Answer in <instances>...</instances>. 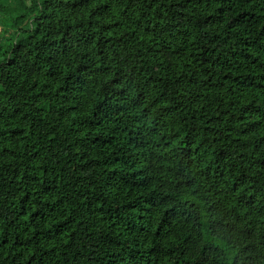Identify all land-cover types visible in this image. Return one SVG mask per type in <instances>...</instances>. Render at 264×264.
I'll return each mask as SVG.
<instances>
[{"label":"trees","instance_id":"1","mask_svg":"<svg viewBox=\"0 0 264 264\" xmlns=\"http://www.w3.org/2000/svg\"><path fill=\"white\" fill-rule=\"evenodd\" d=\"M12 2L0 264H264V0Z\"/></svg>","mask_w":264,"mask_h":264},{"label":"rangeland","instance_id":"2","mask_svg":"<svg viewBox=\"0 0 264 264\" xmlns=\"http://www.w3.org/2000/svg\"><path fill=\"white\" fill-rule=\"evenodd\" d=\"M13 0H2L1 2H3L4 4H5V7H7L8 9H5V12H4V10H2V9H0V42H3V43H5V41H4V39L5 38H3V33H4V31H5V27H4V25L2 24V18L3 17H7L8 15H9V13H8V11L10 10V8H9V5H11V3H13L12 2ZM1 5V4H0ZM14 5V4H13Z\"/></svg>","mask_w":264,"mask_h":264}]
</instances>
